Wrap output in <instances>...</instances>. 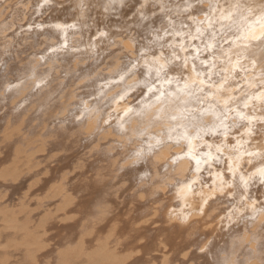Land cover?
Wrapping results in <instances>:
<instances>
[{
	"label": "bare ground",
	"instance_id": "obj_1",
	"mask_svg": "<svg viewBox=\"0 0 264 264\" xmlns=\"http://www.w3.org/2000/svg\"><path fill=\"white\" fill-rule=\"evenodd\" d=\"M1 133L30 261L264 264V0H0Z\"/></svg>",
	"mask_w": 264,
	"mask_h": 264
},
{
	"label": "rangeland",
	"instance_id": "obj_2",
	"mask_svg": "<svg viewBox=\"0 0 264 264\" xmlns=\"http://www.w3.org/2000/svg\"><path fill=\"white\" fill-rule=\"evenodd\" d=\"M23 56L24 55H22L21 57H23ZM40 66L46 67V65H44V64H41ZM40 66L38 68H40ZM4 137L5 136H3V134L1 133L0 134V159L3 158L4 152H7V150L10 148H14V147L16 148L19 144V142L16 143V138L8 141ZM30 138H33L30 140H36L37 139L36 136H30ZM25 144L26 143L23 141L20 143V146H18V148L23 149V151H24V152L21 151V154L19 155V157L24 158L25 156L29 155L30 153H33L34 151L38 150V146H39L38 142L34 143L33 141L32 142L30 141L29 143H27V146H24ZM34 155L36 156L37 159H35L33 161V165H32L33 169L32 170L24 171V174L22 175L23 177H19L16 181H13L11 183H8L6 181H1L3 187L0 185L1 186L0 187V203H1L0 205L3 208H5L6 210H18L20 205L24 204L23 206L28 213L27 214L28 217L31 219L32 225L36 224L45 215H53V216H56V218L61 217L60 215H58L59 213L55 211L60 206L59 201H61V200L59 197L51 199V198H44L42 195H37V194L33 195V196L29 195L33 189V187L30 188L31 183H33L37 179L43 178L44 172L48 171V168L45 169V167H48V165L45 164V162H43L44 160H42L40 158L41 156H44V155H42L40 153H35ZM39 155H41V156H39ZM37 156H39V159ZM40 160L43 162V164ZM50 165L52 166L53 164L51 163ZM50 165H49V167H50ZM43 166H44V169L42 168ZM37 170H39V171H37ZM43 170H44V172H41ZM34 172L35 173L41 172V174L37 173V176H35ZM32 173H33L34 177H32L33 176V175H31ZM31 177H32V179H31ZM24 178H25V180H23ZM18 180H19V182H18ZM21 181H23V182H21ZM1 182H0V184H1ZM6 183H8V184H6ZM16 183H18V184H16ZM3 184L8 185V188H7V186H4ZM12 184H13V186L11 187ZM13 187L14 188L16 187L15 188L16 190ZM19 187H20V189H19ZM10 189H12V190H10ZM13 191H15V192H13ZM25 193H27V194H25ZM73 202H74V200H73ZM53 221L54 220H52L50 222L52 223ZM0 235H1V238H0V264H1V261L4 259H7L8 264H55L56 252H55V250H53V252H51L50 246L49 247L47 246L45 249H43L44 251L42 250L41 252L31 253L33 255L35 254L36 259H34L35 261H30L29 252L26 251L24 247L9 246L7 244V239L11 238L13 235L4 230L1 222H0ZM155 264H161V263L159 262V260H157V261H155Z\"/></svg>",
	"mask_w": 264,
	"mask_h": 264
}]
</instances>
